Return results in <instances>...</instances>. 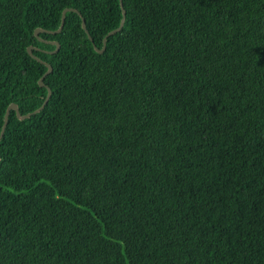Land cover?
Here are the masks:
<instances>
[{
  "label": "trees",
  "instance_id": "obj_1",
  "mask_svg": "<svg viewBox=\"0 0 264 264\" xmlns=\"http://www.w3.org/2000/svg\"><path fill=\"white\" fill-rule=\"evenodd\" d=\"M122 6L0 0V264H264V0Z\"/></svg>",
  "mask_w": 264,
  "mask_h": 264
},
{
  "label": "water",
  "instance_id": "obj_2",
  "mask_svg": "<svg viewBox=\"0 0 264 264\" xmlns=\"http://www.w3.org/2000/svg\"><path fill=\"white\" fill-rule=\"evenodd\" d=\"M119 3H120V7H121V12H122V17H121V19H120L119 26H118L117 28H115V29H113V30H111L110 32L107 33V35L103 38V41H104V42H105V39H106V37H107L108 35L113 34L114 32L118 31V30L122 27V25H123V23H124V19H125V10H124V8H123V6H122V0H119ZM67 11L78 12V11H77L76 9H74V8L65 7V8L62 10V12H61L60 25H59V27H58L55 31L46 30V29H43V28H37V29H35V31H34V35H35L36 37H38L39 32H47V33H52V34H54V33H56V32H57V33L60 32L61 29H62V27H63L64 20H65V14H66ZM78 13H79V12H78ZM79 14H80V13H79ZM81 18H82V19H81V26H82V28L85 30V32H86V34H87V37H88L90 40H92V38L90 37L89 33H88L87 30H86L85 21H84L83 17H81ZM52 43L55 44V50H54V51H56V50L59 48L60 43H59L58 41H56V40H55V41H52ZM94 48H95L98 52H101V51L104 49V46H103L101 49H97L96 47H94ZM33 49H34V47H33L32 45H29V46L27 47V52H28V54L31 55L34 59H36L37 61L41 62L42 64H44V65L47 67V70L44 72V74H43V75L39 78V80H38L39 85H40V86H44V87L47 89V94H46L45 100H44L43 104H42L41 106H39L37 109L33 110L32 112H28V113H26V114H20V113H19V110H18V106H17V104H16V103H10V104L8 105V107L6 108V112H5V114H4V121H3V124H2L1 130H0V138H1L2 135H3L4 129H5V126H6V123H7L8 113H9V111H10L11 109L15 111V113H16V115H17V117H18L19 119L27 118V117L31 116L32 114H35L36 112H38V111L42 108V106L44 105V103L46 102V100L48 99V97H49V95H50V93H51L50 88H49V87L43 82V79H44V77H45L47 74H49V73L52 71V66H51L49 63H47V62L43 61L42 59L38 58L36 55H34V54H33Z\"/></svg>",
  "mask_w": 264,
  "mask_h": 264
}]
</instances>
